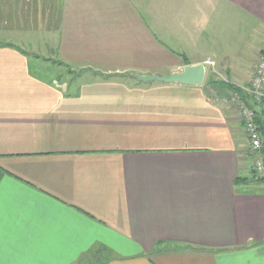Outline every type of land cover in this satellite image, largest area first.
Segmentation results:
<instances>
[{"label": "crops", "instance_id": "0c3cea01", "mask_svg": "<svg viewBox=\"0 0 264 264\" xmlns=\"http://www.w3.org/2000/svg\"><path fill=\"white\" fill-rule=\"evenodd\" d=\"M0 22V264H264V180L205 83L247 99L264 0H0ZM198 64L199 87L135 78Z\"/></svg>", "mask_w": 264, "mask_h": 264}, {"label": "rangeland", "instance_id": "374dc122", "mask_svg": "<svg viewBox=\"0 0 264 264\" xmlns=\"http://www.w3.org/2000/svg\"><path fill=\"white\" fill-rule=\"evenodd\" d=\"M30 13L31 12L29 11V14ZM2 24L3 23L0 22V43H4V42L6 43L7 42V25H4V27L2 28ZM40 33H42V35L39 34V32H24L16 38L15 43H17L18 47H21L22 49L28 51L27 55L29 56L30 60L32 61L33 70L35 72H37L38 74H40L42 77L50 79V80H54L53 76H52V74H53L54 76L61 75L63 78H66L67 73L64 70V68L56 67L57 62H60V61L57 60L55 53L52 51V48H54L55 45L49 46L47 43L48 41H53L52 38L48 39L47 37L43 36V34L46 35L45 32H40ZM20 43H21V45H20ZM1 45H4V44H1ZM36 62H38V64L40 65V68H38V67L36 68V66H35ZM74 71H76V70H74ZM213 72H215L214 69L210 68V70L207 74L209 76H211V74H213ZM251 78H252V76H251ZM209 80H211V79H209ZM209 80L207 78V80H205V83H207ZM249 88H250V83H249ZM208 91L211 94V96L218 95L219 98H224L226 100L225 104H229V106H232L233 110L236 113L238 112V110H237L238 99L237 98H234V100L232 99L233 95H236L237 97H239L236 93L230 92V94L228 93L227 95L221 96L219 89L210 88V85H208ZM248 98H249V93H248L247 101L246 102L243 100L242 101L247 103L248 106H250V102H249ZM262 103L264 104V99L261 102V104ZM252 108L255 111H257L259 109V106H257V107L254 106ZM238 120L242 124L239 116H238ZM243 135L245 136L244 131H243ZM263 143H264V140H263ZM242 145H243V150L245 153L244 157L246 158V161L248 163V165H247L248 168L258 178L264 179V160H263V156H262L261 151L258 153L250 151V149L246 143V140L244 138L242 140ZM257 160L262 162V165H263L262 172L261 171L258 172L257 170H255L253 168L255 165V162H257Z\"/></svg>", "mask_w": 264, "mask_h": 264}, {"label": "built area", "instance_id": "2783aa9c", "mask_svg": "<svg viewBox=\"0 0 264 264\" xmlns=\"http://www.w3.org/2000/svg\"><path fill=\"white\" fill-rule=\"evenodd\" d=\"M248 93L250 106H248L247 103L243 102L236 95H233L232 99H238V116L240 117L243 125L246 143L250 151L258 153L263 148V136L259 130L258 125L255 123L256 111L252 107L259 106L264 99V43L261 46L259 54L257 56V62L253 70L252 78L250 80V88ZM211 97L213 100L226 102L224 98H219L218 95ZM253 168L258 172H262V162L257 160Z\"/></svg>", "mask_w": 264, "mask_h": 264}, {"label": "water", "instance_id": "95a60500", "mask_svg": "<svg viewBox=\"0 0 264 264\" xmlns=\"http://www.w3.org/2000/svg\"><path fill=\"white\" fill-rule=\"evenodd\" d=\"M141 82H160L164 84H178L182 86L199 87L205 79V68L202 64L186 66L182 72L165 76H135Z\"/></svg>", "mask_w": 264, "mask_h": 264}, {"label": "trees", "instance_id": "16d2710c", "mask_svg": "<svg viewBox=\"0 0 264 264\" xmlns=\"http://www.w3.org/2000/svg\"><path fill=\"white\" fill-rule=\"evenodd\" d=\"M1 46H2V45H1ZM3 46H5V47H7V46H9V47H13V46H10V45H7V44H4ZM18 51H20V50L18 49ZM20 52H21L22 54L28 56V55H27L28 53H26V52H22V51H20ZM183 62H184L185 64H187V61H186V60H183ZM56 65L64 66V67L68 68V66L65 65V64H63L62 62H57ZM207 84L210 85V86H212L213 88H217V89H219V88H225V89L228 90L229 92H234V93H236V94L240 97L241 100H243V101H245V102L247 101V99H246V100L244 99V97H243L244 95H243V93H242L240 90L235 89V88H232V87L229 86V85L221 84V83H218V82H212V81H208ZM255 123L258 125L259 130H260L261 134L263 135V134H264V104H263V103L259 105V109L255 112ZM261 153H262L263 160H264V145H263V148L261 149ZM251 174H252V175H251V178H250V179H249V178H241V179L239 178V180H241L242 182H246V183H248V182L258 183L259 181L264 180V179H262V178L259 179V178H258L255 174H253V173H251ZM3 175H4V171L0 169V179H1V177H2ZM237 182H238V180H237Z\"/></svg>", "mask_w": 264, "mask_h": 264}]
</instances>
